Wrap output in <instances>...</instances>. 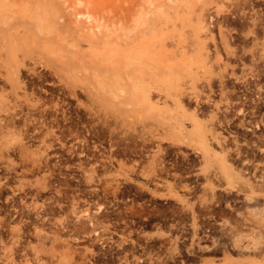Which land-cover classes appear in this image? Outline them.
<instances>
[{"label":"rangeland","instance_id":"rangeland-1","mask_svg":"<svg viewBox=\"0 0 264 264\" xmlns=\"http://www.w3.org/2000/svg\"><path fill=\"white\" fill-rule=\"evenodd\" d=\"M260 54L264 0H0V264L263 256Z\"/></svg>","mask_w":264,"mask_h":264},{"label":"bare ground","instance_id":"bare-ground-1","mask_svg":"<svg viewBox=\"0 0 264 264\" xmlns=\"http://www.w3.org/2000/svg\"><path fill=\"white\" fill-rule=\"evenodd\" d=\"M81 3V2H80ZM80 3H78V4H80ZM77 17L78 18H80V17H84V19L86 20V22H88V23H92L93 21H96L97 23H98V20L96 19V18H94V17H92L91 15H89V14H86V13H78L77 14ZM211 23H212V21H210L209 22V25H211ZM102 26V24L101 23H98L97 25H96V29H100V27ZM103 27V26H102ZM109 30V29H108ZM98 31V30H97ZM111 32V31H110ZM224 44V47L227 49V47L229 46L228 45V43H227V41L226 42H224L223 43ZM260 49V48H259ZM233 51L234 50H229L228 49V53H233ZM256 51V50H255ZM258 52V51H257ZM259 53V52H258ZM258 59L260 60V59H263L264 60V54H260L259 55V57H258ZM255 61V60H254ZM252 62V61H251ZM259 63H262V62H259ZM250 67H252V70L255 72V70L257 71V73H252L251 71L250 72H248V74L247 75H249L248 77H250V78H252V77H254L255 75L254 74H256V76H261V74L262 73H264V62H263V64H262V67L260 66V67H258L257 68V64L255 65V62H253L252 64H251V66ZM225 74H222V75H220L219 74V78H220V84L221 85H224L223 83H224V79H223V76H224ZM245 76V75H244ZM218 78V77H217ZM225 78V77H224ZM242 78V77H241ZM238 79V78H237ZM244 80L245 81H243V84L245 85V87H243L244 89L243 90H248V89H251L250 87H249V83H248V81H246V79L244 78ZM248 80V79H247ZM250 81V80H249ZM206 84L209 86L210 85V80H206ZM226 84V83H225ZM253 85V84H252ZM225 86V85H224ZM223 86V87H224ZM256 91V90H255ZM198 94V93H197ZM199 95V94H198ZM198 95H196V96H198ZM244 95H245V93H244ZM242 97V96H241ZM247 97V96H246ZM243 100L244 99H246L245 97L244 98H242ZM241 99V104H243L244 103V101ZM239 100V99H238ZM237 102V101H236ZM238 104H240V103H238ZM245 105H246V103H245ZM230 106V105H229ZM234 106V105H233ZM232 106V107H233ZM235 107H237V105L235 106ZM227 108H228V106H227ZM232 109V108H231ZM234 110H235V108H234ZM235 112H236V114L238 115V114H243L244 112H243V107H242V109H241V107H238V108H236V110H235ZM244 116V115H243ZM193 118H195V116L193 117ZM241 123V122H240ZM243 123L244 122H242L241 123V125H243ZM256 123V122H255ZM27 125V124H26ZM33 125V124H32ZM245 125V124H244ZM256 125V124H255ZM258 125V124H257ZM29 126V125H28ZM39 127V126H38ZM24 128H26V126L24 127ZM24 128H22V130L24 129ZM29 128V127H28ZM34 129V128H33ZM39 129V128H38ZM21 130V131H22ZM29 130V129H28ZM32 132V131H31ZM22 134V133H21ZM25 137V136H24ZM203 140V139H202ZM202 140H200V141H202ZM182 142H184V143H186L185 141H182ZM189 142V141H188ZM186 144H189V143H186ZM22 146V145H21ZM75 147V146H74ZM73 147V148H74ZM16 148H18V147H16ZM19 148H21V147H19ZM76 148V147H75ZM78 149V148H77ZM15 150V149H14ZM18 150V149H17ZM17 150H15V151H17ZM14 151V152H15ZM73 151H74V149H73ZM20 152V151H19ZM67 152V151H66ZM72 153V152H71ZM70 153V154H71ZM20 154V153H19ZM78 155H81V153H77ZM83 155V154H82ZM25 162V161H24ZM28 162V161H27ZM26 163V162H25ZM21 164V163H20ZM60 174V173H59ZM64 174V173H63ZM60 176V175H59ZM10 177V176H9ZM8 177V179L9 180H11L10 178ZM5 179H7L6 177H5ZM1 180V179H0ZM75 180V179H74ZM8 181V180H7ZM66 181V180H65ZM73 181V180H72ZM6 182V181H5ZM9 182V181H8ZM14 182V181H13ZM59 182V181H58ZM57 182V183H58ZM67 182V181H66ZM47 183H49V181L47 182ZM229 184H230V186H232V187H236L235 185H232V184H234L233 182H229ZM4 185H5V183H4V181H0V192H1V190H3V187H4ZM47 186H49V184L47 185ZM78 187V186H77ZM55 188H57V187H55ZM5 189L6 188H4V191H5ZM14 199V198H13ZM50 199V198H49ZM18 200V199H17ZM11 201V200H10ZM48 201V200H47ZM46 202V201H45ZM50 203V202H49ZM19 204V203H18ZM22 205V204H21ZM15 206H17V205H15ZM19 206V205H18ZM61 206V205H60ZM59 206V207H60ZM12 208H14L13 206H12ZM21 208V207H20ZM16 209V210H21V209ZM32 208V207H31ZM48 208V207H47ZM61 208V207H60ZM44 209H46V208H44ZM43 209V210H44ZM49 210V209H48ZM11 211V210H10ZM25 211V210H24ZM28 211H30V210H28ZM50 211H53V210H50ZM16 212H18L19 213V211H16ZM31 212V211H30ZM30 212H28L29 214H30ZM9 213V212H8ZM13 213H15L14 211H13ZM25 213V212H24ZM27 213V214H28ZM38 213H40V212H38ZM38 213H35L34 215H36V214H38ZM42 213V212H41ZM45 214V213H44ZM103 214V213H102ZM10 215H11V213H10ZM16 215H18L17 213L15 214V218H16ZM20 215V214H19ZM18 215V216H19ZM31 215H33V213H31ZM40 215V214H39ZM49 215V214H48ZM106 215V214H105ZM14 216V215H13ZM17 216V217H18ZM20 216H23V215H20ZM19 216V217H20ZM42 217H44V215H42ZM46 217V216H45ZM22 218V217H21ZM41 218V217H40ZM9 219V218H8ZM14 219V218H13ZM44 219V218H43ZM77 219V218H76ZM88 219V218H87ZM91 219V218H90ZM6 220V219H5ZM4 220V221H5ZM33 220V219H32ZM94 220V219H93ZM3 221V222H4ZM7 221H9V220H7ZM21 221V220H20ZM66 221V220H65ZM74 221H76V220H74ZM79 221V220H78ZM77 221V222H78ZM80 221H81V218H80ZM83 221V220H82ZM80 222L81 224L83 223V222ZM22 222V221H21ZM23 223V222H22ZM25 223V222H24ZM75 223V222H74ZM79 223V222H78ZM86 223V222H85ZM96 223V222H95ZM94 222H92V219H91V221L89 220V223L88 224H90V225H94L95 224ZM2 224V223H1ZM6 223L4 222V224L3 225H5ZM67 224V223H66ZM87 224V223H86ZM8 225V224H7ZM83 225V224H82ZM0 226H2V225H0ZM21 226H23V225H21ZM86 226V225H85ZM3 227H5V226H3ZM24 227V226H23ZM23 227H21L22 229L21 230H23L24 228ZM81 227V226H80ZM87 227V226H86ZM6 228H8V226L7 227H5L4 229H6ZM58 228H60V227H58ZM98 228V227H97ZM77 229V228H76ZM80 229V228H79ZM94 229H95V227H94ZM1 231H2V229H0ZM7 230V229H6ZM65 230V229H64ZM69 230V229H68ZM75 230V229H74ZM89 230V229H88ZM97 230V229H96ZM8 231V230H7ZM20 231V229L18 228L17 230H15V232H19ZM49 231V230H48ZM53 231V230H52ZM55 231V230H54ZM86 231V230H85ZM12 232H13V230H12ZM22 233V232H21ZM1 234V233H0ZM5 234V233H4ZM23 235H24V233H22ZM55 234H58L57 232H55ZM23 235H19V236H23ZM24 237V236H23ZM16 243V242H15ZM16 245H18V243L16 244ZM234 245L236 246V247H240V240H238V239H235L234 240ZM15 249V248H14ZM233 253V252H232ZM13 254H14V252H13ZM226 255H227V253H226ZM231 261H232V259H231ZM236 262V261H235ZM235 262H234V264H235ZM241 264H243V263H241ZM249 264H264V255L263 256H261L260 258H258V259H256V258H253L251 261H250V263Z\"/></svg>","mask_w":264,"mask_h":264},{"label":"flooded vegetation","instance_id":"flooded-vegetation-1","mask_svg":"<svg viewBox=\"0 0 264 264\" xmlns=\"http://www.w3.org/2000/svg\"><path fill=\"white\" fill-rule=\"evenodd\" d=\"M254 60H256V59H254ZM259 60V59H258ZM255 62H257V60L255 61ZM260 67V66H259ZM261 67H262V65H261ZM256 73H257V71H256ZM262 74H264V73H262ZM261 74V75H262ZM255 77V76H254ZM257 77H260V76H257ZM78 155V154H77ZM130 195L131 196H127L125 199L126 200H133L136 196H138L137 194H136V191H131L130 192ZM141 219L143 220V221H146V220H148L146 217H142V218H138V219H129V221H131L132 223H137V226H136V228L137 227H143V226H145L146 224L145 223H143V225L142 224H139V222L141 221ZM125 226H129V223H126L122 228H125ZM122 228H120V229H122ZM135 228V229H136ZM129 230H131V228L129 229ZM130 252V249H127V251H123L121 254H119L118 256L116 255L115 256V258L117 259L118 257H120V256H123V254H125V253H129ZM115 259V260H116Z\"/></svg>","mask_w":264,"mask_h":264}]
</instances>
